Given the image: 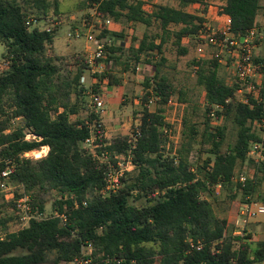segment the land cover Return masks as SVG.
Returning a JSON list of instances; mask_svg holds the SVG:
<instances>
[{"label":"trees","instance_id":"trees-1","mask_svg":"<svg viewBox=\"0 0 264 264\" xmlns=\"http://www.w3.org/2000/svg\"><path fill=\"white\" fill-rule=\"evenodd\" d=\"M169 1L178 7L157 4L149 12L144 0H82L80 8L94 11L102 21L155 26L158 33L145 34L137 47L128 49L136 62L145 53L152 54L154 61L171 36L180 49L183 39L197 38L206 22L186 8L206 5L207 0ZM221 9L231 18L236 36L259 28L261 0H226ZM51 12L59 15L58 0H0V41L5 46L3 61L9 63L0 73V188L7 184L22 188V195L42 214L13 231V220L0 211V264H264V239L254 246L251 236L230 232L231 221L218 217L211 200L223 188L231 201L241 195L238 210L255 199L264 163L254 162L249 151L261 139L264 95L251 105L238 101V85L220 79L218 60H195L197 84L205 91L204 130L200 133L188 106L183 142L176 152L168 151L165 130L171 126L165 122V106L176 94L182 103L188 101L185 92H177L162 74L161 58L152 64L154 74L145 80L143 94V102L154 99L157 109L151 112L146 107L129 136L102 149L114 163L130 155L136 168L122 179L117 192L103 195L106 165L92 157L84 144L99 115L92 110L85 119L80 116L86 91L81 78L91 65L77 58L75 70L63 68L61 59L49 54L57 29L48 32L27 24L29 19L49 21ZM173 26L180 28L175 31ZM102 30L124 38V29L110 33L104 26ZM124 51L122 45H105L96 63L107 64L110 70L111 65L122 64ZM109 70L95 74L98 82L92 92H99L104 79L110 86L120 85ZM224 119L238 128L236 142L225 151L226 127L214 126ZM28 135L33 138L27 139ZM199 136L211 157L195 168L190 155ZM42 147L49 149L45 157L25 156ZM248 162L254 164V175L240 184L236 170ZM53 193V213L47 216L44 198ZM141 200L145 205L136 206Z\"/></svg>","mask_w":264,"mask_h":264},{"label":"rangeland","instance_id":"rangeland-1","mask_svg":"<svg viewBox=\"0 0 264 264\" xmlns=\"http://www.w3.org/2000/svg\"><path fill=\"white\" fill-rule=\"evenodd\" d=\"M61 7L59 15H54L51 12V18L49 21H41L39 25L40 29L45 27H50L52 29H57L54 49H49V54L60 58V63L63 68L67 70H75L73 65L77 58H83L84 60H89L95 52L96 46L94 43L88 42L86 35L88 34V22L95 23L97 18L92 10H82L80 8V2L82 0H60ZM146 2V10L149 12L152 10L153 5L157 4H169L174 7H178V4L174 1L169 0H144ZM210 4L217 7L219 12L221 10L222 4L225 0H208ZM207 4V2H205ZM262 4V18L259 23V29L264 32V0H261ZM209 6V5H208ZM208 6H189L186 8L187 12L198 14L209 10ZM218 12V11H217ZM203 17V16H202ZM211 17V16H210ZM204 18V17H203ZM206 22H209L212 28L218 29L223 27V21H217L212 19L204 18ZM93 20V21H92ZM114 30H108L111 32H121L124 29V38L112 37L110 34H105L101 28L96 27L93 29L92 34L96 36L104 45H114V46H124V54L121 56V65H111L110 70L107 64L101 63L100 65L95 63L94 65H89L90 69L86 71L84 77L86 91L84 92V97H82V110L80 116L86 118L88 114L94 111L92 103V88L95 87V74H100L104 72L105 69L109 70L114 76L115 80H120V85H109V83H101L99 85L98 93L103 96L105 101L104 112L99 111L102 118L103 126L106 130L107 139L106 141L112 142L119 137L129 136L132 130L139 126L141 122V117L144 109L146 107L149 110L155 111L157 109V104L154 99L149 103L143 102L144 94V82L146 79L151 78L154 74L153 65L155 62L159 63L161 58L164 59L162 64V74L171 81L177 92L182 90L185 92V97L187 98V103H182L178 99V94L173 97V101L177 103L176 105H170L169 103L165 106L164 118L167 124L172 126L174 133L178 134L181 130L180 139L178 143H168L170 148H173V152L179 149L183 142V118L185 117L186 110H188L193 122L198 126L200 133L204 130L205 125V91L202 87L197 84V75L195 69L193 68V62L195 60H210L213 48L204 43V53L200 54L197 50L200 44L199 40L194 36H187L182 41V47L188 52L185 55L180 53V49L176 44V38L171 36L168 42L163 47V53L152 60V54H143L140 62H136L132 54L128 52L131 45L136 47L139 42L144 37L145 34L152 36L156 34L159 30L153 26L147 28L143 24H137L135 27H127L125 24H116L113 26ZM179 26H173L172 29L177 31ZM76 29L80 31L79 37H69L70 32H74ZM5 53V46L0 41V73L4 70L3 66V54ZM258 54L264 56V40L260 44L258 49ZM227 57V56H226ZM89 64V63H88ZM127 64V65H126ZM69 65H73L70 67ZM219 77L225 83L233 85L236 83V73L233 64L230 62L228 66L221 65L219 67ZM98 82V81H97ZM72 101H76V96L72 97ZM19 121L16 122V125ZM225 125L226 127V137L223 144V150H227L230 145H233L237 140V126H235L231 120L224 119L223 121H215L214 126ZM31 135L27 136V139H32ZM169 140V139H168ZM208 144L201 145V136H199L198 144L192 150L190 155V161L192 166L200 167L204 164L205 160L211 157L208 153ZM48 149L42 147L40 150L27 153L25 156L31 159L43 158L47 155ZM255 162V161H254ZM247 172L250 177L254 175L255 169L254 164L248 162L238 166L236 170V177L242 172ZM131 173V172H130ZM262 178V177H260ZM23 194L22 188L7 184L0 188V211L2 216L11 218L13 221L10 223L11 230L16 231L21 229L24 222L20 220V215L15 207V202ZM19 196V197H18ZM55 193L47 195L45 200L46 215L53 213V201L55 199ZM216 200L212 198L214 209L218 217L228 218L231 221L232 231L240 232L243 236H251V242L254 246L264 239V215H260L253 219H245L240 215V209L238 204L241 202V195L239 194L235 201L230 200V193L226 189H221L215 193ZM251 203H264V178L260 182L258 187V193L255 199ZM136 206L145 205V201H136ZM229 232V233H230ZM235 234V233H234ZM239 235V234H238ZM2 234L0 235V237ZM45 264H52L47 262Z\"/></svg>","mask_w":264,"mask_h":264},{"label":"built area","instance_id":"built-area-1","mask_svg":"<svg viewBox=\"0 0 264 264\" xmlns=\"http://www.w3.org/2000/svg\"><path fill=\"white\" fill-rule=\"evenodd\" d=\"M222 12V9H221ZM225 16L223 20V27L214 29L209 22L204 23L203 29L200 31L197 39L200 40L198 45V52L204 53V43L213 48L211 59L218 60L219 64L228 66L231 62L235 68L236 84L238 85L235 92V96L238 101L251 105L252 100L260 101L264 95V56L258 54L260 44L264 40V32L259 28H253L248 31L243 37L236 36L231 27V18L222 13ZM99 28L104 26L111 30L115 25V22L110 20L102 21L97 19ZM28 25L39 26L40 22L34 19H29ZM93 29H96L94 23L88 22V34L86 39L88 42L94 43L96 46L93 56L89 60L90 65H94L96 61L103 57L105 53V45L92 34ZM51 32L52 28H43ZM69 37H79L80 31L76 29L74 32L68 34ZM227 56V57H226ZM9 67L7 61H3L2 69L6 70ZM97 83V80H94ZM81 82H85V77L81 78ZM103 83H108V79H104ZM92 103L94 111L99 115V120L93 121L90 124V136L85 140V147L88 149L92 157L96 158L100 163L105 164V186L102 190L103 195H109L117 192L122 186V179L127 173L132 172L136 166L132 161L130 155H126L112 162L110 153L103 151L102 149L109 145L110 142L106 141V130L102 123L101 115L99 111L104 112L105 101L103 96L96 92H91ZM170 105H176L173 98L169 101ZM214 116V114H212ZM261 132V139L251 144L249 155L255 161L264 163V115L259 123ZM166 136L169 142L177 144L180 139L181 130L178 134L174 133L172 126L165 130ZM7 175V174H5ZM250 175L245 171L237 175L236 180L240 184H245ZM16 208L20 215V220L27 225L32 218H41L37 210L33 209L28 196H21L15 202ZM240 215L245 219H253L260 215H264V203H250L245 204L240 209ZM65 219V217H63ZM92 248L88 246L86 253L90 254ZM87 261L82 264H86Z\"/></svg>","mask_w":264,"mask_h":264},{"label":"crops","instance_id":"crops-1","mask_svg":"<svg viewBox=\"0 0 264 264\" xmlns=\"http://www.w3.org/2000/svg\"><path fill=\"white\" fill-rule=\"evenodd\" d=\"M59 1V3H60V7H61V1L60 0H58ZM207 2V4L206 5H199V4H197V5H193V6H197V7H201V6H203V7H205V6H208V8H209V10L208 11H206V12H203V13H198L197 15H199V16H203L204 18H206V19H212V20H217V21H223V20H225V16L222 14V12H221V10H220V12H219V10H218V8L217 7H214L213 5H211L210 4V1H206ZM225 2H226V0L224 1V3L222 4V6L225 4ZM222 8V7H221ZM218 11V12H217ZM262 10L260 11V14H259V17H258V23H260V21H261V18H262ZM55 15V14H54ZM211 16V17H210ZM50 18H51V14H50ZM116 24H118V23H115V26H116ZM41 25V24H40ZM45 28H50V27H45ZM112 30H116V29H114L113 27L111 28V31ZM55 42V41H54ZM55 48V46H54V44H53V46H52V49H54ZM45 148V147H44ZM48 149V148H47ZM49 150V149H48ZM235 234H239V235H241V233L240 232H235ZM262 241V240H261Z\"/></svg>","mask_w":264,"mask_h":264}]
</instances>
